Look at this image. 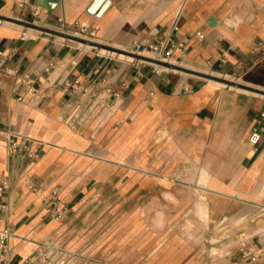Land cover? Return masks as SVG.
Returning <instances> with one entry per match:
<instances>
[{
	"label": "crops",
	"instance_id": "obj_1",
	"mask_svg": "<svg viewBox=\"0 0 264 264\" xmlns=\"http://www.w3.org/2000/svg\"><path fill=\"white\" fill-rule=\"evenodd\" d=\"M91 1L0 0V131L40 150L15 160L0 133L3 264H37L42 246L63 264H264V0H110L100 16ZM59 19L116 49L171 34L186 57L156 72L21 24ZM35 72L31 95L16 73Z\"/></svg>",
	"mask_w": 264,
	"mask_h": 264
},
{
	"label": "built area",
	"instance_id": "obj_2",
	"mask_svg": "<svg viewBox=\"0 0 264 264\" xmlns=\"http://www.w3.org/2000/svg\"><path fill=\"white\" fill-rule=\"evenodd\" d=\"M34 14H37V11H35ZM59 27H60V33H63L65 35H70L73 37H77L78 34H84L85 27L80 26L79 32L75 33H69L68 32V25L63 19L58 20ZM178 23L179 18L178 16L175 17L171 31L175 32L178 29ZM196 36L199 38H203V35L201 33H197ZM89 37H92V35H89ZM188 40L183 39L181 41H175L172 38L171 34H168L163 39H135L132 42L131 50L128 52L135 53L137 55L145 56L144 52L151 55V58L166 63L169 65H178L181 61L184 60L186 57V45ZM259 48L264 51V44L260 43ZM2 56V53L0 52V57ZM56 66L54 63L48 64L44 69L42 70V73L44 75H49L52 69ZM157 69L156 72H159L162 68L161 66L156 65ZM5 74H11L10 71L5 70ZM42 73H16V79L17 84L20 88L23 89V92L29 93L31 95H34L36 93L35 84L39 78V76ZM66 87L73 88L74 86L80 85L79 79H75L73 81H67L64 83ZM18 99H22L21 96L18 97ZM261 116L264 117V112L261 113ZM5 136L6 139V153L9 157L15 159V160H27L30 162H35L40 157V150L37 146H32V143L35 141L34 139L26 136L21 135L17 133H12L10 131H0ZM261 139L260 133L254 129L250 136H249V143L253 146L257 145ZM36 142V141H35ZM9 184L7 181H3L0 184V197L2 196L3 192L8 189ZM58 192L59 189H54L51 191V197L53 200V209L51 211L52 218L56 221H58L63 213L65 212V209L58 208L59 206V199H58ZM13 234L10 230L4 229L0 230V264H3L6 260V253L8 251V242L12 238ZM240 237H242L240 243H239V249L238 252L243 258H248L251 262L256 261V259L259 257V254L257 252H254L253 249H251L248 246L247 239L244 237L243 234H240ZM62 252L61 251H53L52 253H47L46 247L42 246L38 250V255L36 262L37 264H63L61 262L60 256ZM33 260L25 259L24 261H21L19 264H33Z\"/></svg>",
	"mask_w": 264,
	"mask_h": 264
},
{
	"label": "water",
	"instance_id": "obj_3",
	"mask_svg": "<svg viewBox=\"0 0 264 264\" xmlns=\"http://www.w3.org/2000/svg\"><path fill=\"white\" fill-rule=\"evenodd\" d=\"M109 6H110V0H92L89 3V5H88L86 10L89 13H91V14H93L95 16H100ZM2 20H4V18L0 17V21H2ZM21 24L24 27H27V28H30V29H34V30H37L39 32H42V33H45V34H48V35L57 36V37H60V38H62L64 40H68V41H71V42H76V43H80V44H84V45H92V46H96V47H102L105 50L116 52V53L123 52L124 54H127L128 56H130L133 59L150 62V63H153L155 65L161 66V67L174 68V67H172V66H170V65H168L166 63H162V62L156 61L154 59H150L148 57L137 55L135 53H131V52H128V51L124 52V51H121L119 49L110 48V47L103 46V45H100V44L90 43V42H87V41H85L83 39H80V38H77V37H73V36H70V35H65L63 33L50 31V30H47V29H43V28H40V27L32 25V24H28V23H21ZM226 83L227 84H231L232 86H235V87H238V88H244V87H242L240 85H237V84H232V83H228V82H226Z\"/></svg>",
	"mask_w": 264,
	"mask_h": 264
},
{
	"label": "rangeland",
	"instance_id": "obj_4",
	"mask_svg": "<svg viewBox=\"0 0 264 264\" xmlns=\"http://www.w3.org/2000/svg\"><path fill=\"white\" fill-rule=\"evenodd\" d=\"M77 38L83 39V40H85L87 42H90V43L100 44V45H103V46H107V47H110V48H114L111 45H107L106 43L97 40L96 37H89L88 35H85V34H78ZM74 43H76V42H74ZM77 44L80 45V46L89 47V49H95V50H97V51H99L101 53L111 55V56H113L115 58H120V59H125V60H129V59L132 60V58L130 56H128L127 54H124L123 52L116 53V52H112V51L105 50L102 47H96V46H92V45H84V44H79V43H77ZM114 49H116V48H114ZM119 50L125 52V51L131 50V48L130 49H119ZM144 55H150V54L144 52ZM136 60L137 59H134L132 61H136Z\"/></svg>",
	"mask_w": 264,
	"mask_h": 264
},
{
	"label": "bare ground",
	"instance_id": "obj_5",
	"mask_svg": "<svg viewBox=\"0 0 264 264\" xmlns=\"http://www.w3.org/2000/svg\"><path fill=\"white\" fill-rule=\"evenodd\" d=\"M80 44V43H79ZM162 69H164V70H167L166 68H163V67H161Z\"/></svg>",
	"mask_w": 264,
	"mask_h": 264
}]
</instances>
